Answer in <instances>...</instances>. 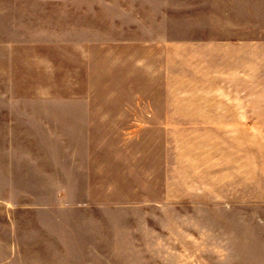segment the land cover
Returning <instances> with one entry per match:
<instances>
[{
	"label": "rangeland",
	"instance_id": "1",
	"mask_svg": "<svg viewBox=\"0 0 264 264\" xmlns=\"http://www.w3.org/2000/svg\"><path fill=\"white\" fill-rule=\"evenodd\" d=\"M224 37V0H0V264H264L202 210Z\"/></svg>",
	"mask_w": 264,
	"mask_h": 264
},
{
	"label": "crops",
	"instance_id": "2",
	"mask_svg": "<svg viewBox=\"0 0 264 264\" xmlns=\"http://www.w3.org/2000/svg\"><path fill=\"white\" fill-rule=\"evenodd\" d=\"M224 35L223 172L218 187L216 178L208 179L215 188L208 194L222 204L202 210L209 213L203 214L204 219L222 218L224 244L229 245L226 258L260 260L264 253V0H224Z\"/></svg>",
	"mask_w": 264,
	"mask_h": 264
}]
</instances>
